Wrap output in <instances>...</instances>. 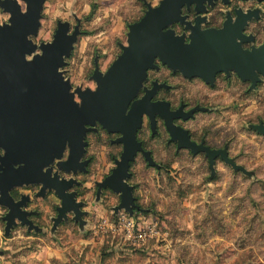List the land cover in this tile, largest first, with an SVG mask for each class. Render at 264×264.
<instances>
[{
  "label": "rangeland",
  "instance_id": "1",
  "mask_svg": "<svg viewBox=\"0 0 264 264\" xmlns=\"http://www.w3.org/2000/svg\"><path fill=\"white\" fill-rule=\"evenodd\" d=\"M90 2L93 15H87V8H82L83 19L75 17L74 26H78V36L89 37L92 42L86 41V51L78 52L74 49L65 56L62 71L68 79L76 77L81 69H84L87 76L91 77L96 64L100 63L103 66L107 60L99 49H108L111 56L119 55L121 45L127 39V32L118 38L114 35L121 28L118 16H114V22L106 26L102 16L103 8L98 12V5L92 0H77L78 5L81 6ZM126 2L127 0H113L114 4ZM238 2L239 0H230L228 7L224 8L235 7V10H240ZM244 2L247 3V0ZM49 3L56 5L57 0H49ZM137 3L143 6L144 0H137ZM146 8L143 7L142 14L137 13L131 16L132 22L137 21ZM52 11L55 13L56 8L54 7ZM130 12H135V9H130ZM93 16L96 17L95 20ZM44 19L45 23L41 24L32 38L37 45L44 43L49 34H54L59 21L48 23V18ZM260 19L259 15L252 18V24L255 27H251L250 30L255 35L242 42L244 47L256 46L260 42L258 37L264 30V24L260 23ZM173 27L177 30L176 26L173 25ZM113 45L115 51H112ZM37 50H39L38 47ZM150 75L160 77L159 73H150ZM256 82L252 85L231 72L224 86L222 82H218V85L213 88L209 86L202 88L180 79L179 85L175 84L179 87L178 89L169 88L171 94L176 93V90L182 93L196 89L203 95L210 94V102L204 103L205 108L196 112L195 118L186 125L195 128V137L205 138L212 149L224 148L227 156L229 152L232 153L231 162L224 160V171H213L212 162H209L203 152L192 153L189 148L176 149L164 137L165 133L161 125H158L156 132L151 131L147 140H143L145 136L143 132L147 129L145 128L139 132L142 146L150 149L151 156L155 155L165 163L160 165L154 162L155 165H150L138 152L129 163L128 179L133 182L139 179L142 182L135 184L134 193L142 187L147 189L154 183H159L162 187L159 192L146 191L143 196L133 195L136 206L132 207L131 212L115 210V206L119 203V194L108 187L98 191L96 183L106 176L105 170L109 163L113 162L112 158L117 157V154L121 152V146L110 141L114 136L113 133L95 124L97 132L87 136L88 146L82 156L88 157L86 164L89 163L84 170L71 172V175L77 179H74L75 183L69 188L70 191L75 192V200H80V209L88 207L90 212L81 211L80 217L76 219L74 213L69 211L64 218L55 222L60 199L54 190L46 189L40 194L39 184L15 186L10 189V195L15 200L20 199L21 195L28 196L23 208L30 212L28 218L36 227H29L16 220V223L6 231L3 216L8 209L0 204V231L3 232L4 238L8 240L14 235L30 238L21 242L25 245L26 252L34 251L37 255L43 253L47 256L49 252L67 255L64 249H69L72 255L77 257L76 249H79L82 253L78 256L79 264H144L146 259H153L155 264V258L164 259L158 249L163 248L166 243L163 235L165 232L169 234L167 239L172 242V250L180 255L178 264H185L183 257L186 255V249L176 241L186 240L190 234L179 231L177 222L189 218L194 225L195 235L192 238L198 243H206L217 236L223 237L225 241L233 239L239 229L247 226V217L252 211L260 209L257 201L264 199V191H260L264 189V182L254 185L248 183L250 176L264 174V164H261L254 173L247 172L249 167L264 160V141L257 142V147L250 136L243 135L245 129L241 127L246 119L244 113L248 111V105L245 102L255 98L261 90H264V78L261 77ZM209 88L214 91H209ZM162 94L164 91H160L158 96ZM221 105L225 106L223 110H220ZM228 105H231L230 110L226 107ZM240 105L245 106L241 108ZM252 125L247 130L249 133L255 130ZM201 130L203 134L198 135L197 133ZM2 153L3 151H0V154ZM257 153L260 154L257 155ZM66 156L67 151L62 160ZM197 156L199 159H196ZM213 159L223 160L220 156ZM172 161L176 164L175 169H170ZM56 163L57 161H54L51 166L54 171H57L61 177L68 174L59 170ZM153 168L156 170V177L151 174ZM208 183L213 184L214 187L208 190L210 195L205 199L204 185ZM165 189H169L170 192ZM159 195H164L166 199L159 200ZM148 198L151 202H145ZM157 202L164 209L163 212L157 211ZM193 205L195 207H192ZM253 219L255 220V217ZM128 221H131V225H128ZM86 227L87 231H85ZM140 229L146 233L144 237L147 244L135 237ZM248 231L251 232L252 228L248 227ZM129 235L133 237V240L126 239ZM245 243L239 241L237 249L225 252L224 256L217 258L216 264H223L224 258L228 255L238 257L236 264H247V260L251 257L243 252ZM221 247L222 245H217L218 249ZM0 255L8 254L0 251ZM34 264H42V261L34 262ZM53 264L57 262L54 261Z\"/></svg>",
  "mask_w": 264,
  "mask_h": 264
},
{
  "label": "water",
  "instance_id": "2",
  "mask_svg": "<svg viewBox=\"0 0 264 264\" xmlns=\"http://www.w3.org/2000/svg\"><path fill=\"white\" fill-rule=\"evenodd\" d=\"M203 1L199 0L197 3L196 0L194 2L164 0L161 7L155 11L148 12L146 8L143 15L134 21L139 24L132 27L131 47L124 50L121 45L119 55L122 56L108 75L102 78L98 71L94 74L96 66L94 67L92 75L94 74L93 78L99 82L98 91L94 94L90 91L82 93L77 89L83 99V106L78 107L69 94L70 84L63 82L62 77L57 74V68L62 66L61 57L69 55L74 40V37L64 36L67 25H62V22L58 21L54 31V34L59 32L56 43L43 48L42 58L36 57L32 63H26L25 53L35 50V47L26 40V36L29 33H37V19L42 0H27L29 13L26 16L20 15L15 0H8L4 7L6 11L12 13V27L0 28V148L6 151V155L0 157V204L8 209L3 216L6 231L16 223V220L29 227H36L28 218L30 212L23 208L28 196L21 195L20 199L15 200L10 195V189L15 186L39 184L40 194L46 189L54 190L60 199L55 222L64 218L69 211L74 213L76 219L80 217L81 212L77 214L73 208L76 202L75 192L69 190L75 180L64 182L57 171H52V167L49 174H42V169L50 165L54 158L62 156L66 142L70 143L72 152L70 147L66 148L67 156L63 160L67 161L69 157L70 159L61 165L57 162L58 169L65 172L85 169L86 160H81L80 165L78 164L79 158L83 155L84 145L81 141L85 124L89 126L87 130L99 124L107 132L118 133L115 143H119L124 133L126 151L124 153V145L120 143L122 150L119 158L114 161L124 160L119 172L113 178L109 173L96 183L98 191L108 187L119 194V203L115 210L122 209L125 203H130L127 194L124 200L123 194L119 191L122 187L119 181L125 175L127 161L129 168V163L137 152H140L148 164L155 165L154 161L149 163L150 152L144 150L136 139V130L141 126L142 113L149 117L152 129L155 114L162 116L170 140H177V148H181L179 141L183 139L182 133H187V130L172 123L171 118L174 116L169 113L166 101L151 100L157 84L145 90L143 96L133 100L146 77L145 70L148 67H155L153 60L156 57L161 63L181 70L187 77L200 75L209 81L216 72L228 69H235L245 80L248 78L255 80L254 69L264 73V49L259 52L254 50L252 53L242 51L240 45L235 43L239 29L231 26L230 17L224 21L221 28L205 29L207 32L200 31L199 20H196V27H189L192 35L189 33L188 41H185L189 44L184 43L185 35H177L173 29L168 28L175 21H183L184 17L179 14V9L185 3L188 5L195 3L196 11L201 12ZM239 11L237 10L236 17ZM252 15L255 13L249 14ZM78 32V26H74V35ZM35 45L39 49L43 47V43ZM254 47L244 49L251 51ZM260 77L264 78V75ZM176 111H181V108ZM180 115V112L175 114L176 117ZM182 117L186 118L188 115ZM256 127H258L256 124L252 125V128ZM174 128L180 129L181 132ZM257 130L264 133V128ZM197 145L207 149L200 152L205 154L210 163L216 156L231 162L224 148L212 149L202 143ZM185 148L197 153L190 147ZM209 152L214 153L213 158L209 157ZM20 164L23 167L19 169L14 167ZM134 206L136 205L132 197L127 211L131 212ZM75 207L80 208V204Z\"/></svg>",
  "mask_w": 264,
  "mask_h": 264
},
{
  "label": "clouds",
  "instance_id": "3",
  "mask_svg": "<svg viewBox=\"0 0 264 264\" xmlns=\"http://www.w3.org/2000/svg\"><path fill=\"white\" fill-rule=\"evenodd\" d=\"M92 2L97 3V11H101V8H103L102 16L105 22V25H109L113 23V17L118 16L120 18L121 22V28L119 32H116L114 35L115 37H119L124 32H127V40L123 44V49H128L131 47L130 44V33L133 26L138 25L139 23H134L131 20V16L140 13L142 14L143 7L148 8V12L150 10L155 11L159 9L164 2V0H144L143 6L137 3V0H127L126 3H119L114 4L113 0H92ZM194 2V0H193ZM192 2V3H193ZM197 3H199V0H196ZM8 3V0H0V28L12 27V13L10 11H6L4 5ZM191 3V4H192ZM15 4L19 7L20 15L26 16L29 13V3L27 0H15ZM189 6L187 3H185L180 9L179 14L183 10L184 7ZM56 8L55 13H53L52 9ZM87 8V15H93L92 14V3H87L85 5H78L77 0H57L56 5H53L49 3V0H42L41 8L39 12V16L37 19L38 28H40L41 24L45 23V17L48 18V23H55L57 20L62 22V25H67V29L64 32L65 38H73L74 40L71 44V50L70 53L76 49L79 51H86V41L91 43V38L89 37H81L78 35H74V18L80 17L83 19L82 15V8ZM238 7L240 8V11L238 12L236 18L231 19V26L233 28L239 29V35L235 38V43L237 45H240V48L244 52L252 53L254 50L259 52L261 49H264V39H260V37H264V30L261 31L260 37H258V40H260L257 45L252 48L251 51H247L242 47V42L246 39H249L251 36L255 35L250 28L255 27L254 24H252V18L256 15L260 16V23L264 24V3L257 2V0H247V3L244 2V0H239ZM130 9H135V12H130ZM221 11L225 12V14L229 13L231 11V8H225L221 9ZM147 12V13H148ZM250 13H255L256 15L249 16ZM146 15L144 16V18ZM241 17H243V21H241ZM96 17L93 16V20H95ZM229 19V18H228ZM187 24L188 21H185ZM129 25H131L129 27ZM226 25V24H225ZM224 25V28H225ZM193 28L196 27V24L192 25ZM199 29L201 32H207L208 30H205L203 27V23H200ZM190 31V35H192V31ZM59 32L53 34H49L45 38V42L43 43V47H41L39 50H37L36 45L33 42V36L34 34L29 33L26 36V40L35 47V50L31 53H25L24 55V61L26 63H32L36 57H43L44 56V47H50L53 46L56 43V39ZM185 38V37H184ZM186 40V38H185ZM184 40V43H185ZM99 43L98 41L96 42ZM189 44V43H185ZM101 54L105 57H107V60L103 63V66H101L100 63L96 64L94 74L98 71L100 76L106 77L109 73V71L112 69L114 64L118 61V59L122 55H116L111 56L109 55V51L106 48H100L99 49ZM95 51V50H94ZM112 51H115V47L113 45ZM124 54V53H123ZM64 58L65 55L61 57L62 60V66L57 68V74L62 77L63 82L70 84L69 88V94L73 97L74 103L78 107L83 106V99L81 95L77 92V89L80 90L82 93L91 92L96 93L99 89V82L94 79V74L91 77H88L84 69H81V71L78 73L76 77H73L72 79H68L65 77L64 72L62 71L64 67ZM152 67H148L145 70V76L148 74L149 69ZM171 71L173 72H180L185 78H188L189 83L197 84L198 87L202 88H208V85H211L213 82V77L211 81L207 80L205 77L200 75H195L191 77L185 76V74L179 70H174L171 68ZM224 72H238L235 69H228V70H222ZM253 74L255 76V80L252 78H248L247 80L243 79L241 75L238 74L241 80L244 81H251L253 85H255L257 80H259V77L261 75H264V73H261L258 69L253 70ZM144 83V80L141 82V87ZM160 85H157L156 87H159ZM209 91H214V89H208ZM176 96V102H175V108L179 109L181 108V99L186 102L187 107H185L182 111H170L168 108V111L170 114H172L174 117L176 113L180 112L181 115L178 117L188 115L189 119H194L193 113L197 110V104L200 102V97H198L194 92L188 90L181 92L174 93ZM248 105V111L244 113V116L246 119L242 122L241 127L245 129V132L243 135L245 137L250 136L251 141L253 144H256L258 147L257 142L264 141V133L261 131H258L257 129L264 128V90L260 91V94L256 96L255 98L250 99L249 101L245 102ZM168 105V104H167ZM169 106V105H168ZM245 105H240L239 107L243 108ZM220 110H223L225 106L221 105L219 106ZM229 110L231 109V105L226 106ZM125 115H128V111L125 112ZM145 113H142L141 116H144ZM251 124H256L258 127L251 133H249L247 130L251 126ZM87 125H84V135L82 137V144L83 147V155L86 151V145H85V139L87 135ZM185 128H187V133H191L196 131L195 128L185 125ZM178 132H181L180 129L174 128ZM187 133H182L183 139L179 141L181 149L187 147H190L195 152L200 151H207L206 148L203 146H198L196 143L192 142V138ZM198 135H202L203 131L201 130ZM174 136V135H173ZM124 140V133H122V138L119 141V143L124 145V153L126 151V145L123 142ZM70 147V143H65L63 154L59 158H54V161L59 162V165L63 163H67L70 159L67 161L62 160V157L65 153V149ZM0 151H3V155L0 157H4L6 155V151L3 148H0ZM72 152V148H71ZM260 153H257L259 155ZM82 155V156H83ZM210 158L214 157V153L209 152L208 153ZM71 156V155H70ZM81 156V157H82ZM81 157L78 160V164L80 165ZM196 159H199V156L196 157ZM233 159L232 153H228V160L231 161ZM149 163H152L153 161L156 164L162 165L165 163V161H161L158 159L155 155L148 158ZM52 162V163H53ZM52 163L50 165L45 166L42 169V174H49V169L52 166ZM124 163V160L121 159L116 162H110L107 169L105 170V175L111 173V178L114 177V175L119 172L121 165ZM261 164H264V160L260 161L259 164H254L253 166L249 167L247 169L248 173H254L257 168L261 166ZM225 161L220 160L216 161L215 159L212 160L211 168L213 171L221 172L224 171ZM16 169H19L23 167L22 164L15 165ZM176 164L174 161L170 163V169H175ZM68 174L63 176L61 180L64 182H70L73 179H77V177L71 175L72 170H66ZM153 177H156V170L155 168L152 169L151 172ZM52 178V175L50 174V179ZM61 180H58V182H61ZM258 182H264V174L260 175H252L250 176V179L248 183L250 185L257 184ZM120 185L122 186L120 188V192L124 196V200L127 198L130 200V203L132 202L133 195H142L146 191H156L159 192V189L162 187L159 183H154L149 188H141L136 191V193L133 192V188L135 187L136 183H142L139 179L136 181H129L128 179V161L126 165V172L123 177L120 178L119 181ZM214 187L213 184L208 183L204 185L205 191L203 192V196L205 199L210 195L209 189ZM165 191H169V189H165ZM260 191H264V189H260ZM166 197L164 195H159V200H164ZM145 202H151L150 198L146 199ZM130 203H125L124 207L121 209V211L127 212V206ZM258 204H260V209H254L247 217V226L239 229L236 236L231 239L225 241L223 237H214L212 239H209L206 243H198L195 241L192 236L195 235L194 233V225L191 222V219L185 221H178L177 226L178 230L181 232H187L190 234L189 238L183 241H176L177 244L181 245L182 248L186 249V255H184V261L185 264H216L217 258L224 256L225 252L235 251L237 249V243L239 241H244L245 247L243 249L244 253H247L251 259L247 260V264H264V199L257 201ZM80 204V200L77 199L73 208L76 209L77 214L81 211L90 212V209L88 207H85L83 209L76 208L75 206H78ZM192 207H195L193 205ZM157 211L163 212L164 209L161 207L160 203L157 202ZM255 217V220L253 219ZM235 227V226H233ZM248 227L252 228V231H248ZM87 227L85 228V231H87ZM159 235V234H158ZM165 237V245L163 248L158 249L160 251V255L164 257V259H160L159 257L155 258V264H178V261L180 259V255L177 251H173L171 244L172 242L167 239L168 233H163ZM24 239H30V238H24L20 236L14 235L11 239L6 240L4 238V234L2 231H0V251H3L7 253V256L0 255V264H34V262H40L42 261V264H53V262H57V264H73V261H75V264H79L78 256L82 255L80 253L79 249H76V252L78 254L77 257H74L72 255V251L69 249H64V252L67 253V255H61L54 252H49L47 256H45L43 253L40 255H37L36 252H26L25 251V245L21 242ZM127 240H133L132 236H127ZM141 241H144L145 244H147V241L145 240V237L141 235L139 237ZM217 245H222L221 248H217ZM139 246V245H137ZM30 247V246H28ZM151 255V254H150ZM238 257L234 255H228L224 258L223 264H236ZM144 264H153V259H146L144 261Z\"/></svg>",
  "mask_w": 264,
  "mask_h": 264
},
{
  "label": "flooded vegetation",
  "instance_id": "4",
  "mask_svg": "<svg viewBox=\"0 0 264 264\" xmlns=\"http://www.w3.org/2000/svg\"><path fill=\"white\" fill-rule=\"evenodd\" d=\"M230 0H211V2H208V0H204L203 1V6L202 11L201 12H197L195 9V3L190 4L189 6H186L183 8V10L180 12V15L184 17L183 21H175L173 23L170 24V26H168V28H171L174 30L175 34L177 35H185L186 40L188 41V34L190 33V26L194 25L196 23V20H199V25L200 23H203V27L204 29H208V28H221L223 26L224 21L229 18H235L236 17V12L237 10H235V7L231 8V11L227 14H225V12L221 11V9H225L224 7H228V4ZM185 21H188V23L186 24ZM176 26L177 30L173 27ZM243 48H248V47H244L242 45ZM251 48V47H249ZM153 63L155 64V67H153L151 70H149L148 74L146 75V77L144 78V83L142 85V87L139 88L137 94L135 95L134 99L140 98L141 96L144 95L145 90L151 89L153 87V85L156 83L157 85H160L159 87L156 88L151 100L155 101V100H161V101H166L169 105V109L171 111H176L177 108H175V102H176V96L173 94H171V92L169 91L170 87H174L175 88H179L176 87V85H179V80H186L188 81V78H185L180 72H173L171 71V67H169L166 64L161 63V61L156 57L153 60ZM174 70H176L177 68H173ZM151 74L155 73H159L160 77L156 78L154 75L151 77ZM230 73L231 72H224V71H219L216 72V74L213 77V82L211 85H208L209 87L213 88L216 85H218V82H222V86H224V82H227V79L230 77ZM233 74H236V72H232ZM154 77V78H153ZM238 77V76H237ZM261 78V77H260ZM249 83H251V81H249ZM176 84V85H175ZM160 91H164V94H162L161 96H158ZM179 90H176V92H178ZM194 92L198 97H200V102L197 104V110L193 113V116H195L196 112L202 111L205 106L204 103L210 102V94L206 93L205 95L202 94V92H200L198 89H196ZM182 94V93H181ZM187 107L186 102H184L181 99V111ZM193 119H189V117L183 118V117H172L171 121L175 126H180L182 128H184L185 130H187V128H185V125L187 122L192 121ZM158 125H161L162 128L164 129V137L167 138V140L169 142L172 143V145L177 149V140H169L170 139V134L167 131L166 127H165V122H164V118L158 114H155L154 116V125H153V129H151V124H150V119L149 117L145 114L144 116H142L141 119V126L136 130V139L137 141H139L142 144V141L140 140V131L142 132L143 130L146 129V132L144 131V135L143 140H147L148 136L150 135L151 131L154 130V132H156ZM145 126V127H144ZM89 127V126H87ZM97 127L96 125L90 127V129L87 130V135H86V147L88 146V140H87V136L89 134H96L97 132ZM142 134V133H141ZM188 135L191 136L192 141H194L197 144L202 143L203 145H207L210 147V145L206 142L205 138L203 137H195L194 132L191 133H187ZM113 137L110 139V141L112 143H115L114 140L119 136L118 133H113ZM115 144H119L121 146L120 143H115ZM142 148L144 150H148L150 151V149L148 148H144L142 146ZM212 148V147H210ZM179 149V148H178ZM213 149H223V148H213ZM67 150V149H66ZM65 150V151H66ZM121 150H122V146H121ZM121 153V152H120ZM120 153L117 154V157L114 156L112 158V161L114 162L115 159L119 158ZM138 153V152H137ZM88 157H82L81 160H87ZM89 163V162H88ZM88 163L86 165H84V167H87ZM52 171L53 167H52ZM60 176V175H59ZM61 177V176H60Z\"/></svg>",
  "mask_w": 264,
  "mask_h": 264
},
{
  "label": "built area",
  "instance_id": "5",
  "mask_svg": "<svg viewBox=\"0 0 264 264\" xmlns=\"http://www.w3.org/2000/svg\"><path fill=\"white\" fill-rule=\"evenodd\" d=\"M128 225H131V221H128ZM129 230V229H128ZM146 233H145V231L144 230H142V229H140L138 232H137V234L135 235V237H140L141 235H145Z\"/></svg>",
  "mask_w": 264,
  "mask_h": 264
}]
</instances>
